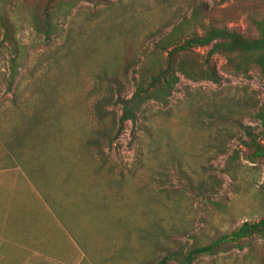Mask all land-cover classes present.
I'll list each match as a JSON object with an SVG mask.
<instances>
[{
    "label": "rangeland",
    "instance_id": "374dc122",
    "mask_svg": "<svg viewBox=\"0 0 264 264\" xmlns=\"http://www.w3.org/2000/svg\"><path fill=\"white\" fill-rule=\"evenodd\" d=\"M44 1L10 0L21 48L10 91L11 53L0 44V231L17 244L27 235L52 242L53 257L67 264H156L168 250L264 217V160L249 162L238 140L241 125L263 139L252 117L264 104V74L255 68L236 74L214 54L219 83L181 77L166 105H144L111 146L85 144L98 125L93 103L105 91L104 71L119 76L129 96L146 55L194 8L209 11L201 21L254 34L248 17L264 12V0H72L49 38L30 22ZM208 49L194 52L203 60ZM108 110L117 119L119 106ZM192 264H264V236Z\"/></svg>",
    "mask_w": 264,
    "mask_h": 264
},
{
    "label": "trees",
    "instance_id": "16d2710c",
    "mask_svg": "<svg viewBox=\"0 0 264 264\" xmlns=\"http://www.w3.org/2000/svg\"><path fill=\"white\" fill-rule=\"evenodd\" d=\"M225 1L228 0H220ZM9 5L10 0H0V44L11 53L8 59L9 73L6 77L7 91L12 89L18 75V59L21 55V48L14 37L13 25L8 17ZM73 5L72 0H45L40 12L30 13L33 29L49 38L57 32L55 18L63 15V9H71ZM202 12L209 11L204 6L194 8L188 18H182L157 41L156 48L159 52L153 51L152 55H146L147 61L139 67V76L129 96L121 93L122 82L115 73L104 71L100 75V79L106 83V88L93 103V117L98 125L85 139L86 146L94 147L98 152L101 146H111L122 133L126 122L135 124L144 105L152 101L166 105L181 77L191 81L219 83L221 76L211 62L214 54L222 55L226 66L236 74L247 75L253 68L264 74V12L253 11L248 17L254 34H245L223 23L201 21L199 17ZM192 26H199L201 33L188 31ZM205 46H209V49L203 60H199L194 49ZM111 105L119 106L117 119H109L108 107ZM255 106L256 104L253 105ZM252 117L264 128V104ZM34 118L37 119V116ZM33 121L32 119L27 124V134L31 133ZM241 127L245 138L238 140L246 149V159L252 163L264 160V129L263 139H260L259 133H254L250 127ZM236 157V151H233L227 159L226 167H234ZM227 170L229 173L228 168ZM203 197L209 199L208 195ZM255 236H264V217L252 222L244 221L230 233L223 234L207 244H193L185 250H168L156 264H164L167 260L176 261L178 264H192L200 256H212L249 246V240Z\"/></svg>",
    "mask_w": 264,
    "mask_h": 264
},
{
    "label": "crops",
    "instance_id": "0c3cea01",
    "mask_svg": "<svg viewBox=\"0 0 264 264\" xmlns=\"http://www.w3.org/2000/svg\"><path fill=\"white\" fill-rule=\"evenodd\" d=\"M2 218H0V228L3 227ZM14 237L11 233L0 231V264H67L64 258L58 255L53 257V253L47 246L52 242L49 243L44 239L38 242L35 236L27 235L25 238L29 239L28 242L17 244L13 240ZM55 246L58 249V245Z\"/></svg>",
    "mask_w": 264,
    "mask_h": 264
}]
</instances>
